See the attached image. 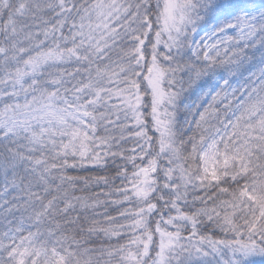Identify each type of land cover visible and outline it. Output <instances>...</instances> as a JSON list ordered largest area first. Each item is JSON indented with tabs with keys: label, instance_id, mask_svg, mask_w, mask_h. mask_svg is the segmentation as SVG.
<instances>
[{
	"label": "snow or ice",
	"instance_id": "snow-or-ice-1",
	"mask_svg": "<svg viewBox=\"0 0 264 264\" xmlns=\"http://www.w3.org/2000/svg\"><path fill=\"white\" fill-rule=\"evenodd\" d=\"M0 264H264V0H0Z\"/></svg>",
	"mask_w": 264,
	"mask_h": 264
},
{
	"label": "trees",
	"instance_id": "trees-1",
	"mask_svg": "<svg viewBox=\"0 0 264 264\" xmlns=\"http://www.w3.org/2000/svg\"><path fill=\"white\" fill-rule=\"evenodd\" d=\"M150 135H152L151 132H150ZM123 146L125 148H132V147L135 146V140H129ZM154 147H156V146L154 145ZM127 154H129V153H126V155ZM117 163L119 164V163H121V161L118 159ZM115 172H116L115 167L114 166H110L106 171L105 170H100V169H95V168H89L87 170L80 171L78 173H72V174L81 175V176H89V175H91V176H102V175L114 176ZM129 172H131V168H129ZM120 184H121V181L119 179H117L114 184H110L108 187H104L103 185H101V186H91L88 189V191L86 193H84V194H91V193H96V192H101V191L107 193L112 188L119 187ZM77 194L79 195L80 193H77ZM99 199H101V200H116V199H120V197L117 196V195H112V196H104V195H102V196L99 197ZM128 207H131V208L134 209L136 206H135V204H131V205L124 204L123 206L109 204L107 215H109V216H117V212L118 211H123L124 208H128ZM97 211L103 212V208H99V209H97ZM96 218L101 220V221L104 219L103 216H98ZM117 223H125V221L118 218L117 219ZM123 242L124 241H122V240L121 241H117L116 239H112L110 241V243H112V244L123 243Z\"/></svg>",
	"mask_w": 264,
	"mask_h": 264
}]
</instances>
